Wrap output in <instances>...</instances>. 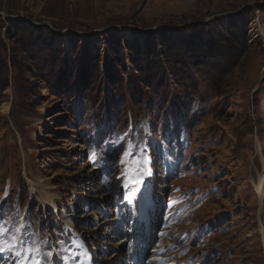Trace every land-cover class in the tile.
Returning a JSON list of instances; mask_svg holds the SVG:
<instances>
[{
  "label": "rangeland",
  "instance_id": "rangeland-1",
  "mask_svg": "<svg viewBox=\"0 0 264 264\" xmlns=\"http://www.w3.org/2000/svg\"><path fill=\"white\" fill-rule=\"evenodd\" d=\"M32 27L44 35L34 55L20 45L39 37ZM174 43L197 52L167 78L136 70L138 48ZM263 158L264 0H0L7 264H74L69 244L99 243L100 207L141 180L167 204L156 250L178 244L171 264H264Z\"/></svg>",
  "mask_w": 264,
  "mask_h": 264
},
{
  "label": "trees",
  "instance_id": "trees-1",
  "mask_svg": "<svg viewBox=\"0 0 264 264\" xmlns=\"http://www.w3.org/2000/svg\"><path fill=\"white\" fill-rule=\"evenodd\" d=\"M32 29H33L32 30L33 34L37 33L39 37H32V38H29V40H26L24 35H23L20 45H21V47L25 45L26 47H28V49H31V50H29V52L34 55L35 51H34L33 47L36 48V46H38L41 48L43 41H44V35H41L40 29H37L35 27H32ZM19 40H21V38ZM220 48H222L223 50H226V48H230V44H220ZM209 49L211 50V48L207 47V49H205V51H209ZM50 50L53 51V49H50ZM231 50L232 49H230L228 53L234 54V52ZM201 51H203V50L201 49ZM195 52H197V51L187 50L185 45H178L176 43L168 44L166 47L162 46L161 52H159L158 50L150 51L149 49L146 48V46H143V47L138 48L137 53H138V57H140V59L142 60V64H141L140 68L141 69L144 68V70L143 69L142 70L136 69V70L144 72V73L145 72L148 73V71L153 70L152 72H154V74H156V75L162 74V76L167 78V76H168L167 70H170V69L175 70L174 69L175 65H185L186 61L189 58H193ZM38 58H39V60L42 59L41 57H38ZM207 63L208 62L206 61V64ZM49 64H50V67L47 70H54L57 73V77H61V76L66 75L65 71L62 69L63 68L62 65H60L58 63L51 62V61L49 62ZM35 66H37L38 68L41 67L39 65V63H35ZM96 67L98 69V75H99L100 71H99V64L98 63L96 65ZM150 68H152V70ZM163 73H164V75H163ZM180 73H181V71L176 72V75H178ZM98 75H96V76H98ZM96 82H97V79L94 81V85H96ZM120 86H123V85H120ZM131 87H134L133 84L131 85Z\"/></svg>",
  "mask_w": 264,
  "mask_h": 264
},
{
  "label": "bare ground",
  "instance_id": "bare-ground-1",
  "mask_svg": "<svg viewBox=\"0 0 264 264\" xmlns=\"http://www.w3.org/2000/svg\"><path fill=\"white\" fill-rule=\"evenodd\" d=\"M257 145H258V152H260L261 151V148H260V144H259V142H257ZM263 166H262V172H261V174L258 176V181H257V183H256V188H257V191H258V193H259V195H260V205H261V207H260V213H261V215L264 213V205H263V200H264V158H263V164H262ZM143 185V184H142ZM45 190V189H44ZM142 189L141 188H139V192H146L145 191V189H144V191H141ZM148 192V191H147ZM138 193V192H137ZM43 194V200L44 201H46L47 203H50L51 201H50V197L47 195L48 193L47 192H43L42 193ZM143 194H145V193H143ZM147 196V195H146ZM53 203V202H52ZM155 206H154V208H156V207H158V206H156V203L154 204ZM136 216L137 217H140V216H143V214L140 212V210H137V212H136ZM260 227H261V231H262V233L264 234V222L263 221H261L260 220ZM3 241L1 240V242L0 243H2Z\"/></svg>",
  "mask_w": 264,
  "mask_h": 264
},
{
  "label": "snow or ice",
  "instance_id": "snow-or-ice-1",
  "mask_svg": "<svg viewBox=\"0 0 264 264\" xmlns=\"http://www.w3.org/2000/svg\"><path fill=\"white\" fill-rule=\"evenodd\" d=\"M125 187H127V184H125ZM12 247H14V245H11V244H8V245L0 244V253H2L3 251H6V250H11Z\"/></svg>",
  "mask_w": 264,
  "mask_h": 264
},
{
  "label": "water",
  "instance_id": "water-1",
  "mask_svg": "<svg viewBox=\"0 0 264 264\" xmlns=\"http://www.w3.org/2000/svg\"><path fill=\"white\" fill-rule=\"evenodd\" d=\"M124 27V26H123ZM117 29H120V27H116Z\"/></svg>",
  "mask_w": 264,
  "mask_h": 264
}]
</instances>
